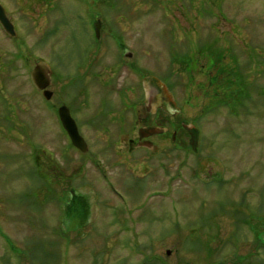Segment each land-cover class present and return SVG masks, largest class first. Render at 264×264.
<instances>
[{
  "label": "rangeland",
  "instance_id": "obj_1",
  "mask_svg": "<svg viewBox=\"0 0 264 264\" xmlns=\"http://www.w3.org/2000/svg\"><path fill=\"white\" fill-rule=\"evenodd\" d=\"M120 1L133 11L128 9L132 12L121 16L112 12L108 20L129 27L124 28L125 37L139 66L158 75L168 70V83L179 108L177 118L200 131L198 151L169 143L168 151L155 146L154 150H138L119 158L115 152L114 156L104 153L106 145L92 135L95 129L83 127L90 136L91 157H100V167L108 179L118 189H134L129 198L134 205L128 203L127 216L134 231L153 235L150 245L146 239L134 242L103 235L123 227L106 222L120 216L125 205L103 209L101 201H108L111 194L104 193L107 182L98 162L65 145L57 127L58 163L63 162L64 153L73 159V172L85 163L82 170L86 178L74 180L71 187L79 195H87L91 206L65 194L67 183L56 189L55 206L47 205L49 191L42 187L37 194L32 189L44 179L37 173L36 177L27 174V164L23 173L10 169L9 181L0 183L8 188L0 196V264H146L145 256L152 253L167 257L168 264H264V250L256 236L259 231L264 233V0ZM62 4L68 14L76 13L77 2ZM85 18L91 32V16L86 14ZM47 27L41 23V28ZM211 35L232 49L238 64L244 65L253 56L248 72L253 86L245 89L247 100L252 102L250 115L244 110L232 115L230 108L237 107L232 99L230 108L204 112V108L216 105H209L197 92L207 76L195 71V83L187 87V81H194L188 74L171 75L170 52L183 49V45L186 49L197 47ZM177 68L174 66V73ZM190 90H195L198 99L189 101ZM40 130L41 146L50 147L51 132L43 125ZM97 133L102 136L103 132ZM183 139L188 144V138ZM25 143L26 151L28 146L33 148L32 143ZM31 180L34 183L30 185ZM115 199L109 200L119 198ZM45 242L53 243L52 251L43 249ZM143 249L144 254L135 255ZM168 250L171 254L166 256Z\"/></svg>",
  "mask_w": 264,
  "mask_h": 264
},
{
  "label": "flooded vegetation",
  "instance_id": "obj_2",
  "mask_svg": "<svg viewBox=\"0 0 264 264\" xmlns=\"http://www.w3.org/2000/svg\"><path fill=\"white\" fill-rule=\"evenodd\" d=\"M62 1L68 5L72 0H0V183H4V179L9 181L10 169L23 173L27 164V174L36 177L37 173L44 179L43 184H34L32 189L37 194L42 187L49 191L47 204L54 206L56 189L62 183L69 184L65 193L70 194L73 201L89 200L81 192L83 197L77 198L78 191L71 187L73 159L64 153L63 162L57 160V127L61 129L65 145L71 143L60 119L61 108L70 111L88 144L90 136L83 132V127L95 129L92 135L106 145L104 153L114 156L115 152L119 158L132 156L138 150L148 151L150 147L154 150L155 146L168 151L169 143L176 144L183 137L190 143L192 134L198 135L195 126L177 118L179 108L168 83V70L158 75L139 66L136 53L129 50L125 37L124 28L129 27L115 24L114 20L111 24L104 17L109 0H73L78 3L74 14H68ZM129 10L123 7L113 12L120 15L133 11ZM86 14L91 16V32ZM97 20L99 32L95 28ZM41 23L48 27L41 28ZM41 61H46L50 67L49 85L43 90L36 87L33 76ZM78 87V91L75 90ZM41 125L51 132L50 147L41 146ZM155 129L160 131L152 133ZM97 130L103 132L102 136ZM25 141L27 146L32 143L33 148L28 146L26 151ZM100 160L98 157V166ZM111 163L114 164V160ZM101 171L107 182L103 186L104 193L111 194L107 196L108 201H103L106 208L110 204L108 208L117 203L125 205L121 207L120 216L106 222L108 226L117 224L119 227L120 224L123 227L119 232L114 229V233L103 235L152 241L151 233L134 231V224L127 216L128 203L134 205L126 201L134 192L132 186L128 190L118 189L113 181L107 180L104 170ZM22 177L25 181L24 174ZM33 183L31 180L30 185ZM20 184L24 185L23 180ZM3 187H0V196L5 195L2 190H8L7 186ZM257 236L264 250V233L259 231ZM152 254L156 258L149 254L150 263L157 264L159 259L160 264H168L163 255Z\"/></svg>",
  "mask_w": 264,
  "mask_h": 264
},
{
  "label": "trees",
  "instance_id": "obj_3",
  "mask_svg": "<svg viewBox=\"0 0 264 264\" xmlns=\"http://www.w3.org/2000/svg\"><path fill=\"white\" fill-rule=\"evenodd\" d=\"M117 1L118 2L113 0L115 6L122 2L120 0ZM121 5L127 8L125 3ZM219 37H224V35ZM219 41L220 38L211 35V38L209 37L204 43L200 41L196 44L197 47H188L186 49L185 45L182 44L183 49L178 51V56L176 51L173 52L175 60L172 61L171 65L174 63H182L183 68L180 72L188 74V79L192 78L194 80L191 84L187 81V87L195 83V78H193L195 71H198L199 75L207 76L206 82H200L198 84L197 92L204 96L209 105H216L214 108L210 106L204 108V112L208 110V112L212 113L221 107H229V101L232 99L235 105L237 104L235 110L229 107L232 115H239L242 110H244L247 115H250V112H252L250 107L252 102L247 100L246 96L247 93L249 94L247 91L253 86L250 82L251 77L249 78L248 75V72L253 66V56L251 55L249 61L244 65L238 64V58L233 53L232 49L223 44L220 45L218 43ZM260 74L261 72L258 71L257 75ZM245 89L247 91H245ZM194 92L193 90L189 91V93H191L189 101L198 99V96L194 95ZM177 143L183 147H189L182 139H178ZM80 196L81 195L77 198H80ZM46 253L51 254L50 252Z\"/></svg>",
  "mask_w": 264,
  "mask_h": 264
},
{
  "label": "water",
  "instance_id": "obj_4",
  "mask_svg": "<svg viewBox=\"0 0 264 264\" xmlns=\"http://www.w3.org/2000/svg\"><path fill=\"white\" fill-rule=\"evenodd\" d=\"M99 27V25H97ZM48 74L49 71L46 68V65L44 63L39 64L37 68L35 69L33 75H34V82L36 85L43 89L44 87L47 86L49 80H48ZM60 115L61 119L63 121V124L68 131V134L71 137V140L78 149H80L82 152H86L88 147L85 142V140L81 137L79 134L77 125L75 121L71 118L70 113L67 108H61L60 109ZM159 132L158 129H155L152 133ZM196 144V137L193 136L191 140V145L194 147Z\"/></svg>",
  "mask_w": 264,
  "mask_h": 264
}]
</instances>
